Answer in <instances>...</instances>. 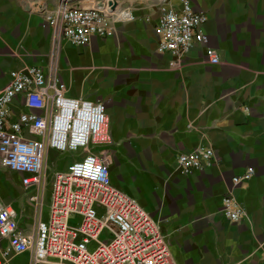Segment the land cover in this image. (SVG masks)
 <instances>
[{
  "label": "crops",
  "instance_id": "0c3cea01",
  "mask_svg": "<svg viewBox=\"0 0 264 264\" xmlns=\"http://www.w3.org/2000/svg\"><path fill=\"white\" fill-rule=\"evenodd\" d=\"M189 1L208 18L205 38L171 68V56L157 52L160 0H70L84 8L114 2L134 14L112 37L84 46L55 37L48 17L61 0H0V91L12 72L36 66L54 71L68 97L102 102L113 143L88 152L161 225L177 264H264V0ZM166 3L181 9V0ZM11 108L13 117L25 112L24 97ZM200 148L213 150L212 166L183 174L178 156ZM76 159L49 151L41 216L26 174L0 156V200L25 233L47 219L53 175ZM227 196L243 212L238 222L225 216ZM0 258L31 264V253L10 251L5 239Z\"/></svg>",
  "mask_w": 264,
  "mask_h": 264
},
{
  "label": "built area",
  "instance_id": "2783aa9c",
  "mask_svg": "<svg viewBox=\"0 0 264 264\" xmlns=\"http://www.w3.org/2000/svg\"><path fill=\"white\" fill-rule=\"evenodd\" d=\"M160 1L157 52L170 55V67L178 68L191 48L203 42L208 18L189 0H181V9ZM116 6L107 2L84 8L61 0L48 23L57 39L84 46L94 37H112L118 24L134 20L129 8ZM210 55L211 63L218 64V56ZM19 96L24 97L26 111L13 117L11 106ZM108 124L102 102L68 97L54 71L47 74L30 66L12 72L10 83L0 91V156L11 170L26 174L23 183L34 187L41 216L49 151L77 159L66 172L53 175L48 217L39 218L30 233L21 230L15 209L0 200V239L8 241L10 251L31 253V264H177L161 225L116 189L109 168L88 152L113 143ZM214 158L212 149L200 148L180 154L177 162L187 175L209 168ZM252 176L251 171L233 181L239 184ZM223 206L232 222L242 219L233 198L227 196ZM72 217H79V226H69Z\"/></svg>",
  "mask_w": 264,
  "mask_h": 264
},
{
  "label": "rangeland",
  "instance_id": "374dc122",
  "mask_svg": "<svg viewBox=\"0 0 264 264\" xmlns=\"http://www.w3.org/2000/svg\"><path fill=\"white\" fill-rule=\"evenodd\" d=\"M58 166L60 168L61 165H58ZM79 222H80L79 217H72L71 220H70V222H69V226H71L73 228L74 227H77V226H79Z\"/></svg>",
  "mask_w": 264,
  "mask_h": 264
}]
</instances>
